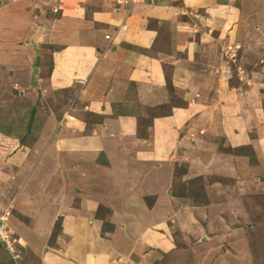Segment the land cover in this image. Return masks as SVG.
<instances>
[{"label":"crops","instance_id":"crops-1","mask_svg":"<svg viewBox=\"0 0 264 264\" xmlns=\"http://www.w3.org/2000/svg\"><path fill=\"white\" fill-rule=\"evenodd\" d=\"M10 1L4 0L0 8L8 15L7 22L0 18V34L13 31V15L22 14V8L24 12L29 8L34 11V6L40 9L38 21L16 26L25 28L24 40L29 41L24 51V68L31 79L27 93L40 97L39 110L45 109L43 115H47L36 145L38 154L29 155L27 147L14 146L0 156V214L12 205L17 216L12 228L21 236L17 241L22 250L17 249V254H27L29 259L35 256L38 264H144L143 255L158 259L169 253L175 247L170 221H182L185 212L174 209V201L162 212H152L149 204L158 206L163 193L172 187L171 175L160 184L161 168L157 173L153 170L159 159L171 154L163 153L157 145L174 140L172 124L187 113L173 106L169 97V83L176 86L185 72L175 54L185 51L188 62L198 47L213 42L220 48L223 44L242 48L237 35L242 11L232 2L224 5L227 0H183L187 13L204 11L200 21H206L199 28L180 22V18L177 21L176 13L163 7L174 0H158L161 4H155L156 0ZM256 5L255 11L247 13L250 8H246L244 12L260 21L256 27L260 32L264 30V0ZM56 12L60 15L45 16ZM197 30L200 39L193 41L190 32ZM244 43L249 45L246 40ZM246 50L253 48L250 45ZM259 61L264 65L262 58ZM166 64L174 67L171 75ZM20 68L17 64L16 69ZM255 84L258 89L247 88L241 96L254 106L250 117L256 126L252 127L250 146L256 161L248 170L259 180L264 176V104L257 92L264 84ZM58 91L64 100L56 99L55 107L46 106V99ZM222 98L212 109H202L200 117L213 119ZM168 105H172L173 115H159ZM141 126L147 127L149 140L138 139ZM146 169L156 176L150 175L153 179L143 186ZM150 189L154 190L147 195ZM100 207L110 211L107 221L98 217ZM212 216L206 215L209 223ZM217 218L213 216L212 221ZM58 222L63 225L52 244ZM104 222L113 229L104 232ZM184 230L191 242V230L188 234ZM216 238H207L204 245H218L221 240ZM220 250L223 252L221 246L216 252ZM205 258L214 264L212 257ZM238 260L235 255L220 264H239Z\"/></svg>","mask_w":264,"mask_h":264},{"label":"rangeland","instance_id":"rangeland-1","mask_svg":"<svg viewBox=\"0 0 264 264\" xmlns=\"http://www.w3.org/2000/svg\"><path fill=\"white\" fill-rule=\"evenodd\" d=\"M3 1H0V8ZM227 1L224 5L228 6L232 2L240 9L239 11H242L239 14L241 23L238 25L237 34L240 35L242 48L233 47L235 45L231 47L229 44H223L220 48L213 42L211 46L198 47L196 54L192 53L188 62L185 51L175 54V58L181 60L180 69L184 67L185 72L180 74V80L176 86H171L169 81V97L173 106H179L187 113L180 114L178 122L174 121L172 124V130L176 134L174 140L166 139L167 145L163 143L157 145L163 153L170 151L171 154L160 157L158 166L156 165L158 168L154 165L153 170L157 173V170L161 168L160 172L158 171L160 184L164 180L169 181L171 175L172 187L169 193H163V199H159L161 202L158 206H154L155 203H153L149 204V207L152 212L154 210L162 212L166 211L165 206L168 202L170 204V201H174L177 203L174 209L182 208L185 216L181 217L182 221L177 218L170 221V227L174 229L175 247L169 253L158 256V259L150 258L151 255H143L145 257L140 258L144 264H149L155 259V264H197L201 261L210 264L206 256L212 257L211 262L214 264H220L229 259L233 260L235 255L239 259V264H264V176L260 175V179L257 180L258 178L250 175L248 170L250 164L256 161L253 148L250 146V138L252 139L250 135L254 131L252 127L256 124H253L254 120L250 117L252 115L250 110L253 111L254 106L250 107V101H247L246 96H241L246 93L247 88L249 90L257 88L255 82L264 84V65L259 61L261 58L264 60V30L258 32L256 27H260V21L250 18V14L245 15L246 8H250L247 13L256 10L258 0ZM9 2L11 1L7 0L6 3ZM154 2L161 4L158 0ZM34 7V11L29 8L24 12L22 8L20 10L22 14H11L14 17L10 25L15 28L8 35L3 34L4 30L0 34V156L8 154L14 146L23 148L24 144L21 141L8 134L20 136L27 128L34 108L37 109L39 116L45 113V109L39 110L40 97L27 93L31 79L28 76L29 72L24 68L26 67L24 58L27 57L24 51L29 41L24 40L25 28L16 26L20 23L26 25V21L29 24L30 20L34 19L38 21L36 18L38 14L40 15V12L38 13L40 9L38 6ZM163 7L175 12L177 21L180 18V22L192 26L196 25L200 28L206 21V19L200 21L204 15L203 10H195L192 14L187 13L183 0L168 1ZM19 8L20 6H17V9ZM234 12L237 13V11ZM25 13L29 14L25 17ZM59 15V12L45 14L48 17ZM7 16L0 10V18L6 22ZM234 17L235 21L237 15ZM0 23L3 22L0 20ZM198 32V30L190 32L189 37L193 41H198L201 35ZM251 38L252 41H250ZM244 40L249 43L248 46L245 45ZM222 42L226 43L224 40ZM250 45L253 50H246L247 47L250 48ZM17 64L21 67L19 70L16 69ZM165 68L171 75L174 67L166 64ZM259 91L258 97L262 96L264 104V86ZM51 96L53 98L46 99V106L55 107L58 104L55 103L56 99H59L58 102L64 100V94L62 95L59 91ZM222 96V102L217 106L219 109L216 112L214 110L212 114L213 119L208 115L201 118L199 112L205 108L212 109L216 105L215 101ZM172 105L165 106L167 108L162 109L158 114H167V117H171L174 111L171 109ZM149 138L147 127L141 126L138 139L149 140ZM29 144L31 145L27 148L30 150L29 155L38 154L39 149L36 146L38 143L30 141ZM6 145L9 146L8 149ZM260 145L262 146V142ZM146 171L147 175L142 177L143 186L153 179L150 175L156 176L150 169ZM32 183L30 181V185ZM152 190L154 189L148 190L147 195H150ZM155 200L158 199L155 198ZM180 203L182 205L178 206ZM8 207L13 211L12 205ZM108 213L110 211L102 207L98 217L106 220ZM212 214L219 219L212 221V216L209 223L206 215ZM13 217L17 218L16 214L13 213L10 220L11 228ZM105 226L107 230H112L113 226L108 222H104ZM59 227L56 228L55 233L58 232ZM184 229L187 234L191 230V242L185 237ZM12 231L16 241L21 238L15 227ZM210 237H217L215 240L219 239L221 242H218V245L216 243L212 246L204 245ZM55 240H51L50 243L54 244ZM19 245L16 244V249L21 251L22 248ZM194 246H198L196 251L193 250ZM219 246L224 253L221 250L216 252ZM226 249L234 257L227 254ZM146 251L145 253L149 252V250ZM36 260L35 256L29 259L27 254L25 256L22 254L18 260H15L13 255L7 254L0 245V264H16V262L38 264Z\"/></svg>","mask_w":264,"mask_h":264},{"label":"trees","instance_id":"trees-1","mask_svg":"<svg viewBox=\"0 0 264 264\" xmlns=\"http://www.w3.org/2000/svg\"><path fill=\"white\" fill-rule=\"evenodd\" d=\"M46 116H43V115L39 116L37 109L34 108L32 110V113H31V118L27 124V128L24 129V132L21 133L20 136H18L17 134H15L16 136L14 134H8V135L14 136L15 137L14 139L21 141L25 147L29 148V146H31L29 144L30 141L31 142H37L39 140L40 135L42 134V131L44 129V122L46 121ZM101 209H102V207H100V209L98 211V215H99ZM59 226H61L60 222L57 223L56 228ZM106 226H108V225H106ZM106 226L104 227V232L107 230ZM60 231H61V227H59L58 232H56V233L54 232L55 234H53V236H52V239H51L52 241H53V239H56L57 234H59ZM0 245H1V249L5 250V252L7 254H9L8 251L5 248H3V245L1 243H0Z\"/></svg>","mask_w":264,"mask_h":264},{"label":"built area","instance_id":"built-area-1","mask_svg":"<svg viewBox=\"0 0 264 264\" xmlns=\"http://www.w3.org/2000/svg\"><path fill=\"white\" fill-rule=\"evenodd\" d=\"M12 214L13 212L10 207L0 214V243L4 248L6 247L5 249L11 255H13L14 259H17L18 256L15 254H17L16 244H18V241L13 238L15 234L10 227Z\"/></svg>","mask_w":264,"mask_h":264},{"label":"clouds","instance_id":"clouds-1","mask_svg":"<svg viewBox=\"0 0 264 264\" xmlns=\"http://www.w3.org/2000/svg\"><path fill=\"white\" fill-rule=\"evenodd\" d=\"M18 256V255H17ZM16 260V259H15Z\"/></svg>","mask_w":264,"mask_h":264}]
</instances>
